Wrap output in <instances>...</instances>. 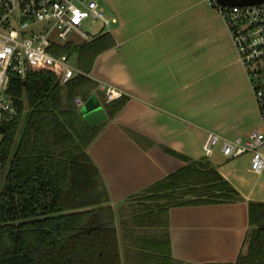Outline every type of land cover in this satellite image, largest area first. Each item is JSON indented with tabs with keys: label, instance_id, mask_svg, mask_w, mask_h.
Returning <instances> with one entry per match:
<instances>
[{
	"label": "crops",
	"instance_id": "0c3cea01",
	"mask_svg": "<svg viewBox=\"0 0 264 264\" xmlns=\"http://www.w3.org/2000/svg\"><path fill=\"white\" fill-rule=\"evenodd\" d=\"M97 2L113 19L103 32L114 44L88 72L97 83L92 94L104 110L101 82L127 100L87 151L117 223L132 224L140 200L131 196L191 161L206 160L242 200L169 207L170 253L195 264L235 261L245 250L248 203L264 202V169H251L250 153L225 157L221 142L205 157L202 143L209 131L221 138L261 131L264 118L225 20L212 0Z\"/></svg>",
	"mask_w": 264,
	"mask_h": 264
},
{
	"label": "trees",
	"instance_id": "16d2710c",
	"mask_svg": "<svg viewBox=\"0 0 264 264\" xmlns=\"http://www.w3.org/2000/svg\"><path fill=\"white\" fill-rule=\"evenodd\" d=\"M113 44L111 34L102 32L57 47L55 53H76L77 67L88 73L97 55ZM96 87L88 75L62 84L45 69L24 79L11 76L7 94L19 114L0 126V264H195L170 253L168 208L242 196L206 160L191 161L131 196L140 200L132 224H118L117 210L87 151L107 119L90 125L74 103ZM126 100L107 101V118ZM248 216L245 250L233 262L208 264H264V202H249Z\"/></svg>",
	"mask_w": 264,
	"mask_h": 264
},
{
	"label": "built area",
	"instance_id": "2783aa9c",
	"mask_svg": "<svg viewBox=\"0 0 264 264\" xmlns=\"http://www.w3.org/2000/svg\"><path fill=\"white\" fill-rule=\"evenodd\" d=\"M212 1L226 22L264 118V1L232 6ZM111 21L97 0H0V126L19 114L7 94L12 75L24 79L35 70L45 69L55 73L62 84L75 75H88L70 64L69 54H57L55 48L89 41L105 31ZM98 22L100 30L90 31ZM86 23L89 30L83 28ZM100 87L106 101L124 95L109 84L101 82ZM83 102L81 96L74 98L77 106ZM219 142L225 157L250 153L251 169L258 173L264 169V132L252 130L246 137L221 138L209 131L202 143L204 156H212Z\"/></svg>",
	"mask_w": 264,
	"mask_h": 264
},
{
	"label": "water",
	"instance_id": "95a60500",
	"mask_svg": "<svg viewBox=\"0 0 264 264\" xmlns=\"http://www.w3.org/2000/svg\"><path fill=\"white\" fill-rule=\"evenodd\" d=\"M263 1L264 0H216L217 3L223 6L254 4ZM80 111L83 119L90 125H96L107 118L105 110L95 94L85 99Z\"/></svg>",
	"mask_w": 264,
	"mask_h": 264
},
{
	"label": "rangeland",
	"instance_id": "374dc122",
	"mask_svg": "<svg viewBox=\"0 0 264 264\" xmlns=\"http://www.w3.org/2000/svg\"><path fill=\"white\" fill-rule=\"evenodd\" d=\"M100 23H96L95 26H94V29H91L90 31H97V30H100ZM84 29H87L89 30V25L86 23L84 26H83ZM69 62L71 65H77V54L76 53H72L70 56H69ZM25 106L23 107V110H22V113H21V118H20V124L22 125L24 123V120H25ZM261 131L264 132V125L262 126L261 128ZM0 138H1V134H0ZM219 146V144L216 146V148ZM215 148V149H216ZM4 170L1 169V166H0V176L1 174H3Z\"/></svg>",
	"mask_w": 264,
	"mask_h": 264
}]
</instances>
